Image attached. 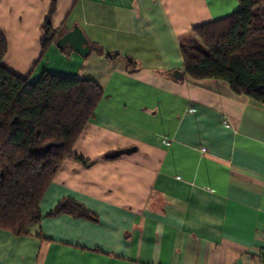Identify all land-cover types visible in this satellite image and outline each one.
I'll use <instances>...</instances> for the list:
<instances>
[{"label":"crops","instance_id":"0c3cea01","mask_svg":"<svg viewBox=\"0 0 264 264\" xmlns=\"http://www.w3.org/2000/svg\"><path fill=\"white\" fill-rule=\"evenodd\" d=\"M50 1L0 0L3 65L31 82L93 79L103 93L73 144L87 163L64 159L28 234L0 228V264H261L264 104L190 77L180 49L239 1L56 0L42 50ZM74 26L85 55L56 43ZM64 198L91 217L48 214Z\"/></svg>","mask_w":264,"mask_h":264},{"label":"trees","instance_id":"16d2710c","mask_svg":"<svg viewBox=\"0 0 264 264\" xmlns=\"http://www.w3.org/2000/svg\"><path fill=\"white\" fill-rule=\"evenodd\" d=\"M238 1L239 8L231 14L192 28L194 40L180 46L184 71L194 79L225 80L236 93L264 104V0ZM55 2L50 1L40 25L42 50L57 36L50 21ZM6 50L0 30V228L24 235L40 220V198L64 159L87 163L73 144L103 90L93 79L48 71L31 82L3 65ZM126 61L135 66L132 58ZM60 212L91 217L70 198L48 214Z\"/></svg>","mask_w":264,"mask_h":264},{"label":"water","instance_id":"95a60500","mask_svg":"<svg viewBox=\"0 0 264 264\" xmlns=\"http://www.w3.org/2000/svg\"><path fill=\"white\" fill-rule=\"evenodd\" d=\"M64 40H69L75 50L85 55L89 51V45L84 43L86 38L84 37L81 29L78 26H74L72 30L65 33L59 40H56V43L59 44ZM134 147L126 148L124 151L129 152Z\"/></svg>","mask_w":264,"mask_h":264},{"label":"built area","instance_id":"2783aa9c","mask_svg":"<svg viewBox=\"0 0 264 264\" xmlns=\"http://www.w3.org/2000/svg\"><path fill=\"white\" fill-rule=\"evenodd\" d=\"M261 264H264V248L262 250V255H261Z\"/></svg>","mask_w":264,"mask_h":264}]
</instances>
